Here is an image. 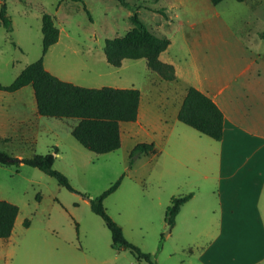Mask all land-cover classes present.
Returning <instances> with one entry per match:
<instances>
[{
	"label": "rangeland",
	"instance_id": "obj_1",
	"mask_svg": "<svg viewBox=\"0 0 264 264\" xmlns=\"http://www.w3.org/2000/svg\"><path fill=\"white\" fill-rule=\"evenodd\" d=\"M124 1L127 6L118 0H0L12 26L7 31L0 23V84L9 85L42 55L41 18L49 14L59 29L57 43L43 56L49 72L83 87L136 88L141 94L137 120L120 124V147L94 154L72 137L74 120L37 115L30 85L16 92L0 91V109L15 119L14 125L0 131V150L22 159L57 149L53 168L73 189L23 163L0 164V200L18 207L11 238L20 240V264L48 261L47 250L54 246L85 257L86 264H146L127 250L112 249L110 232L90 209L89 201L120 177L103 207L124 237L150 253L157 264H195L194 256L181 248L179 223L170 230L164 212L171 196L195 187L200 189L197 199L212 197L218 142L176 119V84L193 85L195 76L220 78L236 69L241 62L240 44L231 48L236 37L242 45L261 48L264 57V0H222L217 5L179 0L173 8L176 0ZM161 7L165 13L155 9ZM135 11L154 34L169 39L171 46L161 60L173 64L178 83L161 80L143 58L124 59L119 67L106 62L105 40L124 35ZM204 18L222 27L211 32L214 45L210 49L202 45L194 59L192 40ZM21 122L26 124L18 135ZM140 142L153 143L154 152L130 163L129 152Z\"/></svg>",
	"mask_w": 264,
	"mask_h": 264
},
{
	"label": "crops",
	"instance_id": "obj_2",
	"mask_svg": "<svg viewBox=\"0 0 264 264\" xmlns=\"http://www.w3.org/2000/svg\"><path fill=\"white\" fill-rule=\"evenodd\" d=\"M177 2L179 0L170 3L172 8ZM155 9L165 13L162 7ZM204 19L197 28L198 35L192 40L194 59L201 53L202 45L208 49L214 45L211 32L222 27ZM231 42V48L233 44L241 46V62L236 69L220 78L195 76L193 85H179L177 76L174 80L178 83L174 93H179L173 111L175 116L189 86L209 96L223 114V135L217 141L214 156L216 185L210 193L212 197L197 199L200 189L195 187V191H190L193 196L181 206L175 218L174 226L178 223L180 226L181 248L194 256L191 261L195 264H264V57L261 48L242 45L237 37ZM163 53L159 55L160 60ZM12 117L6 109H0V131L8 124H15ZM21 123L18 135L26 124ZM57 153L58 150L53 153L54 157ZM202 177L208 179L209 176L203 173ZM11 235L12 232L8 237L0 238V257L3 259L0 264H20V240H13ZM46 254L48 261L33 264L87 262L85 257L60 246H54ZM45 255L41 258H46Z\"/></svg>",
	"mask_w": 264,
	"mask_h": 264
},
{
	"label": "trees",
	"instance_id": "obj_3",
	"mask_svg": "<svg viewBox=\"0 0 264 264\" xmlns=\"http://www.w3.org/2000/svg\"><path fill=\"white\" fill-rule=\"evenodd\" d=\"M79 1V0H73ZM127 6L124 0H118ZM217 5L222 0H209ZM244 2L245 0H235ZM164 14V13H163ZM132 27L122 36L106 39L103 53L106 62L119 67L124 59H145L149 70L155 72L161 80L176 79L173 65L159 59V55L167 49L170 41L165 36H157L138 17L137 11L129 17ZM0 23L7 31L12 29L11 20L6 15L4 3L0 7ZM42 55L27 65L9 84H0V91L14 92L26 85L32 87L37 113L40 116L55 119H72V137L84 148L94 154H103L120 147V123L134 122L137 119L140 104V91L136 88H116L103 86L89 88L64 81L50 73L44 67L43 56L50 46L59 38V29L49 14L41 18ZM261 36L264 38V31ZM176 119L200 134L215 141L223 135V114L214 101L193 86L186 89ZM57 149L53 153H56ZM154 152L153 143L140 142L129 152L130 163L141 154ZM55 157L46 154H33L17 159L0 150V164L11 165L23 163L34 167L53 178L58 185L73 190L67 177L53 168ZM121 177L101 195L89 201L91 211L104 222L111 237V248L127 250L138 261L146 264H157L150 253L144 252L129 242L123 235L121 227L106 213L103 200L120 184ZM193 196V192L184 195H173L164 212V223L172 228L181 206ZM18 207L8 201L0 200V238L8 237L13 229ZM28 226L29 222H24Z\"/></svg>",
	"mask_w": 264,
	"mask_h": 264
},
{
	"label": "water",
	"instance_id": "obj_4",
	"mask_svg": "<svg viewBox=\"0 0 264 264\" xmlns=\"http://www.w3.org/2000/svg\"><path fill=\"white\" fill-rule=\"evenodd\" d=\"M169 232V231H168Z\"/></svg>",
	"mask_w": 264,
	"mask_h": 264
}]
</instances>
